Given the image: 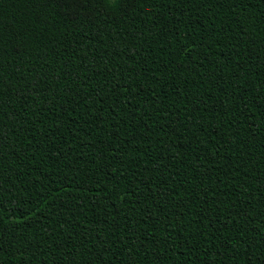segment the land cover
I'll list each match as a JSON object with an SVG mask.
<instances>
[{
    "label": "trees",
    "instance_id": "1",
    "mask_svg": "<svg viewBox=\"0 0 264 264\" xmlns=\"http://www.w3.org/2000/svg\"><path fill=\"white\" fill-rule=\"evenodd\" d=\"M0 264H264V0H0Z\"/></svg>",
    "mask_w": 264,
    "mask_h": 264
}]
</instances>
